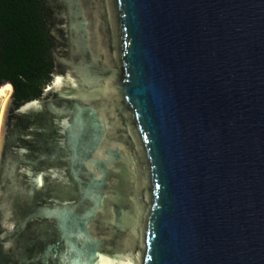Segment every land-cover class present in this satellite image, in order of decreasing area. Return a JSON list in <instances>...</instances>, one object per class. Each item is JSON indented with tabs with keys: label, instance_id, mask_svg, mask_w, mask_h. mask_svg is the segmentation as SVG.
Returning <instances> with one entry per match:
<instances>
[{
	"label": "water",
	"instance_id": "95a60500",
	"mask_svg": "<svg viewBox=\"0 0 264 264\" xmlns=\"http://www.w3.org/2000/svg\"><path fill=\"white\" fill-rule=\"evenodd\" d=\"M46 8L53 81L2 117L0 264H264V0Z\"/></svg>",
	"mask_w": 264,
	"mask_h": 264
},
{
	"label": "trees",
	"instance_id": "16d2710c",
	"mask_svg": "<svg viewBox=\"0 0 264 264\" xmlns=\"http://www.w3.org/2000/svg\"><path fill=\"white\" fill-rule=\"evenodd\" d=\"M46 0H0V89L13 98H40L53 81L55 63Z\"/></svg>",
	"mask_w": 264,
	"mask_h": 264
},
{
	"label": "clouds",
	"instance_id": "9594fccd",
	"mask_svg": "<svg viewBox=\"0 0 264 264\" xmlns=\"http://www.w3.org/2000/svg\"><path fill=\"white\" fill-rule=\"evenodd\" d=\"M12 215L13 213L11 209H9L4 215L3 219L0 220V229L4 230L2 233H0V241H4L3 244L0 245V248H2L4 253H8L15 247L14 241L10 239L5 240V237L9 233H13L16 230V224L12 222Z\"/></svg>",
	"mask_w": 264,
	"mask_h": 264
},
{
	"label": "bare ground",
	"instance_id": "6f19581e",
	"mask_svg": "<svg viewBox=\"0 0 264 264\" xmlns=\"http://www.w3.org/2000/svg\"><path fill=\"white\" fill-rule=\"evenodd\" d=\"M11 93H12V86L11 85H6L0 89V96L5 97L4 108H5L7 101L10 99ZM4 108H3V113H4ZM3 113H2V115H3ZM1 121H2V118H1Z\"/></svg>",
	"mask_w": 264,
	"mask_h": 264
},
{
	"label": "rangeland",
	"instance_id": "374dc122",
	"mask_svg": "<svg viewBox=\"0 0 264 264\" xmlns=\"http://www.w3.org/2000/svg\"><path fill=\"white\" fill-rule=\"evenodd\" d=\"M12 97V93L10 95V98ZM4 104H5V97H1L0 96V130H1V118H2V113H3V108H4Z\"/></svg>",
	"mask_w": 264,
	"mask_h": 264
},
{
	"label": "flooded vegetation",
	"instance_id": "af4514ba",
	"mask_svg": "<svg viewBox=\"0 0 264 264\" xmlns=\"http://www.w3.org/2000/svg\"><path fill=\"white\" fill-rule=\"evenodd\" d=\"M12 92H13V89H12Z\"/></svg>",
	"mask_w": 264,
	"mask_h": 264
}]
</instances>
